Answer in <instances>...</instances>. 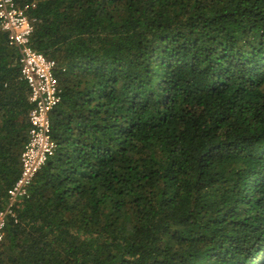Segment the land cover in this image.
I'll list each match as a JSON object with an SVG mask.
<instances>
[{"label":"trees","instance_id":"obj_1","mask_svg":"<svg viewBox=\"0 0 264 264\" xmlns=\"http://www.w3.org/2000/svg\"><path fill=\"white\" fill-rule=\"evenodd\" d=\"M15 1L61 102L0 264H264V0ZM32 109L0 30V210Z\"/></svg>","mask_w":264,"mask_h":264},{"label":"built area","instance_id":"obj_2","mask_svg":"<svg viewBox=\"0 0 264 264\" xmlns=\"http://www.w3.org/2000/svg\"><path fill=\"white\" fill-rule=\"evenodd\" d=\"M36 19L28 6L15 0H0V30L7 34L10 45L19 50L21 78L30 90L33 109L29 114V139L21 154V173L8 192L0 210V244L9 221L17 222L16 205L29 196V187L38 171L56 150L51 136V113L61 102V90L55 74L56 61L48 59L31 46Z\"/></svg>","mask_w":264,"mask_h":264}]
</instances>
